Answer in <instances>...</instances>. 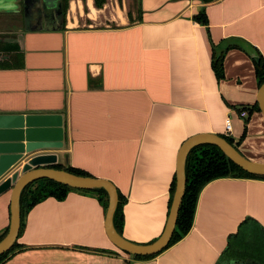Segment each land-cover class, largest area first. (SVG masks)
I'll return each mask as SVG.
<instances>
[{
  "label": "crops",
  "instance_id": "crops-1",
  "mask_svg": "<svg viewBox=\"0 0 264 264\" xmlns=\"http://www.w3.org/2000/svg\"><path fill=\"white\" fill-rule=\"evenodd\" d=\"M2 2L0 137L33 152L19 162L14 151L0 155V236L11 222L14 177L32 161L113 183L123 199L122 236L139 245L166 229L179 155L192 137H227L264 164V115L254 109L264 0H138L131 18L122 0L106 21L94 0H76V20L67 17L62 30L41 28L37 4L26 21L18 0ZM203 11L207 25L195 20ZM106 213L88 192L48 198L26 213L19 247L3 264H218L246 219L264 228V180L209 183L191 231L148 260L113 245Z\"/></svg>",
  "mask_w": 264,
  "mask_h": 264
},
{
  "label": "water",
  "instance_id": "water-1",
  "mask_svg": "<svg viewBox=\"0 0 264 264\" xmlns=\"http://www.w3.org/2000/svg\"><path fill=\"white\" fill-rule=\"evenodd\" d=\"M18 2L21 3H19V8H22L21 5L24 7V17L26 18V21L30 13L27 7L37 4L39 21H42L43 24L41 27L42 29L62 30L64 28L65 16L63 0H18ZM13 8L15 9V7ZM0 9H7L2 0H0ZM49 19L51 21H49ZM48 21L51 22V26L48 25ZM27 23L30 24L29 22ZM257 103L260 111L264 115V84L259 89ZM202 145L218 147L230 161L244 171L252 175L264 177V164L248 160L222 136L203 134L192 137L184 144L179 155L176 189L172 199L166 229L162 236L154 243L149 245H139L126 240L115 228L114 217L118 208L119 195L118 190L113 183L93 177L78 176L67 170L44 168L41 167L40 162L36 163L35 161H32V166L26 165L21 177L18 174L14 177V189L11 202V222L7 235L0 242V256L9 252L19 239L22 225L21 197L24 190L32 183L43 179L58 182L75 190H104L109 198L106 213V232L113 245L121 252L133 258L137 256H154L162 253L169 246L176 230L178 216L187 186L186 163L188 156L194 148ZM11 152L15 155L14 158L11 159L15 162H19L22 159V156L20 155H23L24 153H32L33 149L27 147V150H25L22 146H18V144H10L8 141H5L0 137V155H6ZM3 159L5 158H1V160ZM66 169H68V167Z\"/></svg>",
  "mask_w": 264,
  "mask_h": 264
},
{
  "label": "trees",
  "instance_id": "trees-1",
  "mask_svg": "<svg viewBox=\"0 0 264 264\" xmlns=\"http://www.w3.org/2000/svg\"><path fill=\"white\" fill-rule=\"evenodd\" d=\"M68 1L69 0H63L65 19L67 15ZM202 1L208 4L219 0ZM94 3L96 8L102 9L105 6L106 0H94ZM195 20L202 25H207L208 19L205 11L201 12L195 18ZM254 62L256 67L257 79L259 82V86L261 87L264 84V59L261 55H258L255 58ZM213 66L218 79H223L224 68L221 59L217 58V60L214 61ZM254 109L260 110L258 103L255 105ZM223 138H225L231 145H233L230 139L224 136ZM56 169L67 170L68 172L78 176L90 177L85 173L75 171L71 168L66 169L59 167ZM186 176V192L180 208L176 230L170 241L169 246L166 249L182 240L191 231L194 223V217L197 209L199 196L202 190L209 183L226 178L264 180V177L252 175L235 165L224 155V153L218 147L212 145L198 146L191 151L186 163ZM176 183L177 179L175 178L172 187L173 196L176 189ZM35 185L36 188L32 190V187ZM73 190L75 189L48 179L39 180L29 185L24 190L21 197L22 225L20 234L24 226V217L30 209H32L33 207L48 198H55L59 201H63ZM76 191H81L85 193L88 192L98 196L99 200L102 202L104 207L106 209L108 208L109 198L108 194L104 190ZM118 195L119 203L114 217V225L117 232L122 236L123 199L119 192ZM7 232L8 229L2 236H0V242L7 235ZM18 247L19 245L16 242L9 252L1 255L0 264H3L9 258V256L13 252H15L16 249H18ZM158 255L146 257L137 256L134 257V259L148 260ZM218 264H264V228L257 221L251 218L246 219L241 224L238 233L231 236V238L229 239L228 247L222 255Z\"/></svg>",
  "mask_w": 264,
  "mask_h": 264
},
{
  "label": "rangeland",
  "instance_id": "rangeland-1",
  "mask_svg": "<svg viewBox=\"0 0 264 264\" xmlns=\"http://www.w3.org/2000/svg\"><path fill=\"white\" fill-rule=\"evenodd\" d=\"M73 1H76V0H69L68 1V7H67V15H66V18L69 17V19L73 22L74 19L76 20V16H77V13H76V10L75 12L73 13L71 11V8H72V2ZM86 1L87 0H83ZM118 2L121 3L122 0H106V3H105V6L102 8V10L104 11L103 13H101V15L103 16V21H106V17L107 15H110L111 12H113V5L116 4L118 5ZM127 8L129 10V15H130V18H131V13L132 12H136L138 11V0H127ZM92 10V9H91ZM86 13H89L88 9H86ZM92 15H95L97 14L96 11H92L91 12ZM71 22V23H72ZM75 22V21H74ZM90 23V21H81V22H78V24L80 26H83V25H88ZM77 25V24H76ZM105 25V22H101V26H104ZM70 26H72V24H70ZM36 188V185L32 187V190H34Z\"/></svg>",
  "mask_w": 264,
  "mask_h": 264
},
{
  "label": "built area",
  "instance_id": "built-area-1",
  "mask_svg": "<svg viewBox=\"0 0 264 264\" xmlns=\"http://www.w3.org/2000/svg\"><path fill=\"white\" fill-rule=\"evenodd\" d=\"M247 116H248L247 112L246 111H242L241 117L245 119V118H247ZM226 130H227L228 133L231 132V122H230V120L227 121Z\"/></svg>",
  "mask_w": 264,
  "mask_h": 264
},
{
  "label": "bare ground",
  "instance_id": "bare-ground-1",
  "mask_svg": "<svg viewBox=\"0 0 264 264\" xmlns=\"http://www.w3.org/2000/svg\"><path fill=\"white\" fill-rule=\"evenodd\" d=\"M72 9L75 10V3H72ZM72 9H71V10H72ZM91 9H93V8H91ZM93 12H94V11H93Z\"/></svg>",
  "mask_w": 264,
  "mask_h": 264
}]
</instances>
